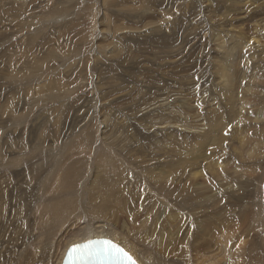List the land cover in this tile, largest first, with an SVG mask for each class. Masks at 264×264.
<instances>
[{"label":"rangeland","instance_id":"obj_1","mask_svg":"<svg viewBox=\"0 0 264 264\" xmlns=\"http://www.w3.org/2000/svg\"><path fill=\"white\" fill-rule=\"evenodd\" d=\"M263 7L264 0H0V152L5 155L2 162L11 158L12 163L8 168L2 167L8 162L0 164V241L14 230L10 243L25 242L32 202L45 198L55 203L62 183L69 180L65 168L70 165L78 171L89 158H98L89 165L86 189L97 194L92 185L104 179L105 185H122L128 206L141 211V172L148 176L159 168L169 171L168 164L184 151L204 154L205 165L219 161L225 184L234 186L232 196L228 187L214 203L218 209L212 215H223L219 228H240L244 243L250 234L256 237V228H264V66L253 75L246 69L260 59L254 57L253 39L259 36L264 45ZM218 69L239 86L236 104L230 105L223 93L226 77L220 81ZM217 78L219 83L212 82ZM211 125H222L221 130ZM218 133L221 142L228 139L226 148L217 145ZM88 135L110 140L93 155L85 141L84 148L75 146L78 136ZM240 140L245 141L242 148ZM108 146L115 151L124 147L117 154L126 166H100L115 152ZM8 151L14 156L7 157ZM174 172L168 173L173 180L180 175ZM38 211V216L44 213ZM51 211L57 213H45L53 216ZM177 212L172 210L171 215L178 216L173 221L183 224L187 216ZM8 252L0 247V264H8Z\"/></svg>","mask_w":264,"mask_h":264},{"label":"bare ground","instance_id":"obj_2","mask_svg":"<svg viewBox=\"0 0 264 264\" xmlns=\"http://www.w3.org/2000/svg\"><path fill=\"white\" fill-rule=\"evenodd\" d=\"M260 6H259V8H260ZM247 11H248V8H247ZM263 12H264V10H263ZM229 14H231V13L229 12ZM208 22H210V21L208 20ZM246 22H248V21H246ZM212 25H210V29L212 27H214ZM221 25L224 27V30H228V29H225L228 27H225L222 23H221ZM225 25H226V23H225ZM260 26H261V24H260ZM262 27H263V25H262ZM222 30H220V32ZM258 31H260V30H258ZM230 34H231V32H230ZM253 34H255V33H253ZM257 37H259V36H257ZM257 37L253 39V42L255 43V45L252 47H253V49H256V52H257V55L254 57L255 58L260 57V59L254 63L255 65L253 67H250L251 69L248 70V68L246 67L247 68L246 73L252 72L251 75L257 73V70L259 68L261 69V67L264 66V47H263L264 45L263 46L260 45V40L257 39ZM220 44H222V43H220ZM245 46H247V45L245 44ZM219 47H217V49ZM223 47L225 50V46H223ZM223 47H221V48H223ZM228 52H230L229 49H227V53ZM230 54H231V52H230ZM251 54H253V53H251ZM252 60H253V58H252ZM260 63H262V65H259ZM215 67H216V65H215ZM221 67H224V66H221ZM215 71L216 70H214V74H215ZM217 73H219L218 75H220L219 77H221L220 81L223 80L222 79L223 77H226L225 78L226 80H223V83L221 84V85H223L224 91H223V89H221V88L220 89L223 91V93L229 99V101H230L229 104L230 103L236 104V102H238V100H240V99H238V100L236 99V94L238 93L237 91L239 90L238 89L239 86L237 85L238 86L237 87L236 84L233 83V80H230L232 78L229 77V75L224 74V71H222L221 69H218ZM258 76H260V75L258 74ZM210 77H212V76H210ZM243 79H244V76H243L242 80ZM216 80H218V82ZM254 80L255 81L258 80L257 76L254 77ZM250 81H252V80H250ZM212 82L219 83V79L217 78V79H215V81H212ZM218 85H220V84H218ZM259 86H262V85H259ZM258 89L256 91L260 93V91H258ZM231 91L233 92V94L231 93ZM220 93H222V92H219V94ZM223 93L220 95H223ZM247 93H250V92L248 91ZM251 93H253V91ZM228 94H229V96H228ZM263 94H264V92H263ZM163 99H161V102H163L162 101ZM168 99H169V97H168ZM155 100H157V99H155ZM164 101H165V99H164ZM174 101H175V99H174ZM166 103H168V102H166ZM248 103H250V102H248ZM157 104H158V101H157ZM159 105H161V104H159ZM162 105H163V108H165V104L162 103ZM166 105H168V104H166ZM154 107H156V106H154ZM163 108L161 107V110ZM154 111L158 112L157 109ZM143 112H144V110H143ZM240 112H241V110H240ZM148 113L150 114L149 111L147 112V114ZM153 114H156V113H153ZM236 114H237V112L235 113V115ZM148 115H146V117ZM150 115H152V113ZM168 115H169V113H168ZM262 115H264V114H262ZM149 116H148V118H149ZM216 116H217V114H216ZM156 117H154L155 120H156ZM159 117H157V118H159ZM232 117H234V116H232ZM258 117L256 118V120H259ZM150 118H151V116H150ZM154 118L152 116V119H154ZM241 118L242 117H240L239 120H242ZM247 118L249 119V116ZM234 119L235 118H233V120ZM250 119L252 120V118H250ZM250 119H249V121H250ZM221 120H222V118H221ZM160 122H162V121H160ZM238 122L240 123V121H238V118H237V124H239ZM234 123L236 124V122H234ZM164 124L166 126L165 122H164ZM161 126H163V125H161ZM172 126H174V124ZM220 126H222V125H220ZM220 126L213 125L212 127L217 132V130L219 128L221 130ZM154 127L157 128L156 126H154ZM149 128H150V125H149ZM159 129H162V128H159ZM157 130H158V128H157ZM153 131H154V134L153 133L152 134H153V136H155L156 130L154 129ZM200 133H201V131H200ZM211 133H213V132H211ZM156 134H159V133H156ZM234 134H235V132H234ZM101 135H103V133H101ZM162 135H165V134H162ZM206 136L207 135H205V137ZM123 137H124V135H123ZM125 137H126V135H125ZM159 137H158V139H161ZM211 137H213V136H211ZM154 138L152 137L151 139H154ZM163 138H164V136L162 137V140H163ZM168 138H170V137H168ZM214 138H216L215 140L218 142L217 145H219V147H221L220 143L225 145V143L227 142L226 140H228V139H226V140L224 139L225 142L224 143L221 142L222 137H220L219 133L217 135H215ZM237 138H239V137H237ZM245 138H246V136H245ZM117 139H118V137H117ZM117 139H115V140H117ZM123 139L125 142V140L127 138L126 139L123 138ZM142 139H144V136H142ZM203 139H205V138H203ZM234 139L236 141V138H234ZM107 140H108L107 138H103V136H100V135L95 136V137H93V136L90 137V135H88V136H86V138L78 136L77 137L78 142L75 143V146L77 148H81V149L84 147L85 148H92L93 147L91 151L94 155L95 153H98L97 150H99V148H102V146H107V144H108ZM109 140H108V142H109ZM243 140H245V139L243 138ZM84 141L86 142L87 146L82 147L84 144ZM94 141H97L95 146H93ZM119 141L123 142L121 138ZM145 141L147 142V140H145ZM232 141H234V140H232ZM141 143L142 142L140 141V144ZM235 143L237 144V142H235ZM244 143H245V141L240 140V143H239L240 145L238 147H240V148H242V146L244 147ZM231 144H232V142H231ZM108 147L111 149L113 148L110 146H108ZM230 147L231 146H229V148H227V149H230ZM118 148H120V147H118ZM121 148L124 149V147H121ZM130 148L132 149V147H130ZM202 148H203V146H202ZM225 148H226V145H225ZM115 149H114V151H115ZM119 150L117 149L116 150L117 152L116 151L113 152V155H112V153L110 154V156H109L110 161H109V157L107 155L108 159L105 158L103 161L104 163L100 166L104 167V165H105L109 169L115 168L116 166L118 169H120L119 163H122L126 166L125 160L120 159L121 153L117 154L119 152ZM123 151L125 152V150H123ZM14 154L15 153L8 151L6 155H7V157H9V156L12 157V156H14ZM168 154H170V152ZM226 154H224V155H226ZM111 155H112V157H111ZM171 155H173V154H171ZM178 156H179V154H178ZM178 156H177L178 159L176 158L177 160L171 158L173 160L172 161L173 163L168 164L169 167H168V165H166L170 169L169 171L168 170L166 171L163 168H159L156 172H154L148 176L144 172H141L143 175V179H142L143 181L142 182L144 184V187L141 188V186H140V188H139L140 190L137 193V195L140 197L139 200L142 202L144 201L143 203L140 204V210L141 211L136 210L135 207H130L131 205L128 206L127 200L125 199L126 197L124 196L125 197L124 198L122 196L121 191L124 190L125 188H124V186L122 187L121 184H120L121 186H119V184H117L118 186H116V184H114V185L111 184L110 186H108V185H105L106 182L104 181L105 180L104 179V180H99L97 182H94V184L92 185L94 191L97 192V194L89 192V190L86 189L88 186V183L90 182L89 180L91 178L90 176H91V172H92V168L89 167V165L91 163H94V160L95 159L97 160L98 158H95L93 160L91 158H89V164L86 166V168L82 167V169L78 170V171H77V169L72 167V165L65 168L69 171V180L64 181L62 183V192L59 195V197L56 198V202L54 203L52 200L45 199V198L40 199V200L36 199V200H38V201H36V203H35V201L32 202V209H34V211L27 214V219H28L27 223H28L31 231L29 233L28 238L25 240V242L24 243L18 242V244H11L10 243L13 240L12 233L15 232L14 230L12 231V233L11 232L6 233V240H3L1 238V241H0L1 249L2 248L6 249V251L9 250V252L12 253L11 256H8L9 254L7 255L9 258L8 264H62V260L64 258L65 252L67 251V249L70 246L75 245V244H81L83 242H86V241L92 240V239H96V238H109V239L115 240L119 245L126 248L131 254H133V256L137 259V261L140 264H264V243H263L264 240L262 241V239H264L263 238L264 228L260 229L261 228L260 226H259L260 228L255 227L256 228L255 232L257 233V236L253 237V235L250 234L244 243L241 241L243 236L238 234V231L240 230V228L233 229L232 228L233 225H232L231 229L219 228L221 226L220 220H221V217L223 215H221V217H216V216L212 215L213 213L217 212L216 209H218V208L213 207L214 203L219 200L218 194L222 193L228 187L232 188L231 196L234 192V186L232 184H229V183H227V185L225 184L226 180L224 179V177L226 175L224 176L223 172L220 171L221 167L218 168L219 167V165H218L219 161H217L215 159V161H217V162H213V163H215V166L211 165L212 163H208V164L206 163V165H205V161H207L206 158H208V157H204V154L203 155L202 154H196V152H191V151H189V152L184 151V152H182V154H180L179 157ZM97 157H98V155H97ZM168 157H169V155H168ZM173 157H174V155H173ZM4 158H5V155L2 152H0V164H4V162H8L7 165L2 166L3 168H8L10 165H12V163L9 162L11 158L2 162L4 160ZM211 160H213V159H211ZM100 161H102V160H100ZM249 163H250V161H249ZM224 164H226V163L224 162ZM232 165L230 166V164H229L230 167H232ZM100 166L97 168H101ZM127 166H129V165H127ZM129 167H131V166H129ZM171 171H173V172L175 171V172L180 173V175H178L179 177L177 179L174 177L176 180L175 179L173 180L172 179L173 177L171 178L168 176V173H170ZM114 172H116V171H113V173ZM178 173H176L174 175L177 176ZM240 173H241V171H240ZM263 178H264V175H263ZM171 181H172V183L170 184ZM263 181H259V179H258V182H263ZM78 183L80 184V187H79V190L77 189V191H76L75 189H76V186ZM254 184L255 183H253V185ZM240 185H242V184H240ZM254 188H253V190H254ZM129 194H130V192H129ZM257 194H258V192L256 193V195ZM166 197L169 198L170 200L168 201V199ZM254 199H255V197H254ZM238 200L241 201L242 204L245 201L243 197L238 198ZM87 201H89V205L87 204L88 203ZM177 208H178L177 213H184L187 216V219L184 220L183 224L181 223L182 221H180L179 219L177 221H173V219H175L178 216H175V218H174L173 217L174 213L172 215H171V213H172L173 209L175 210ZM51 209H53L54 211L57 212L55 214V212L51 211L53 216H51L49 213H45L46 211H49ZM37 210H39L38 212L43 211L44 213H42L41 216L40 215L38 216ZM145 213H147V215ZM194 213L196 215H199V216H195ZM204 217L207 218L206 223L201 224V220ZM259 218L257 219V221L254 220L253 224H257V222H260ZM167 225H168V229L165 230L164 227H166ZM260 225H261V223H260ZM261 226H263V225H261ZM216 227H218V229H216ZM214 228H215L216 235H215L214 230H213ZM2 230H3V225H0V232ZM241 231L242 230H240V232ZM3 233L5 235V230L3 231ZM242 233H243V231H242ZM244 236L247 237V235L245 233H244ZM255 240H257V244L252 246L253 245L252 243H254ZM1 253H2V251H1ZM3 255L4 254H2V256ZM5 256L6 255H4V258H7ZM4 258H3V260H5Z\"/></svg>","mask_w":264,"mask_h":264},{"label":"snow or ice","instance_id":"obj_3","mask_svg":"<svg viewBox=\"0 0 264 264\" xmlns=\"http://www.w3.org/2000/svg\"><path fill=\"white\" fill-rule=\"evenodd\" d=\"M227 134V133H226ZM101 245L96 255L103 264H137V259L129 251L111 240L99 242ZM86 247H92L91 242ZM79 251V246L70 249L69 256L75 255Z\"/></svg>","mask_w":264,"mask_h":264}]
</instances>
